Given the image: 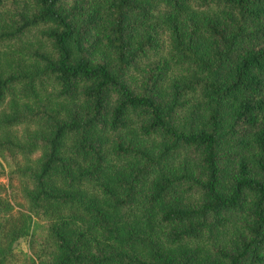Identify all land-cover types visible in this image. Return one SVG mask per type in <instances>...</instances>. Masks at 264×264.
Instances as JSON below:
<instances>
[{"label": "trees", "instance_id": "trees-1", "mask_svg": "<svg viewBox=\"0 0 264 264\" xmlns=\"http://www.w3.org/2000/svg\"><path fill=\"white\" fill-rule=\"evenodd\" d=\"M0 158V264H264V0H0Z\"/></svg>", "mask_w": 264, "mask_h": 264}, {"label": "rangeland", "instance_id": "rangeland-1", "mask_svg": "<svg viewBox=\"0 0 264 264\" xmlns=\"http://www.w3.org/2000/svg\"><path fill=\"white\" fill-rule=\"evenodd\" d=\"M0 167H2L4 169V171H3L4 173L0 174V183L6 186L7 176L5 173L8 170L9 165L2 158H0ZM8 193H9V191H8V189H6V194H4L3 197L8 198L9 197ZM9 199H10V197H9ZM10 204H12L13 208H15V203L11 199H10ZM30 230L33 231L34 234L41 233L39 226L35 225V224L30 227ZM28 240H29V238L27 236H23V237H20L17 240H15L12 243L13 251L16 253H19L21 255H25V254L29 255Z\"/></svg>", "mask_w": 264, "mask_h": 264}]
</instances>
